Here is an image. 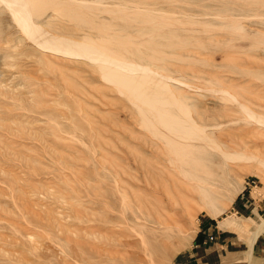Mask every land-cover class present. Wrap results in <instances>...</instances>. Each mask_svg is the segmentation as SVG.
<instances>
[{"label": "rangeland", "instance_id": "rangeland-1", "mask_svg": "<svg viewBox=\"0 0 264 264\" xmlns=\"http://www.w3.org/2000/svg\"><path fill=\"white\" fill-rule=\"evenodd\" d=\"M28 1L38 38L0 0V264H187L211 217L239 234L230 264H264V208L236 211L264 198V0ZM69 41L137 65L195 140L157 137L116 64ZM173 164L183 189L158 203L146 181L171 185Z\"/></svg>", "mask_w": 264, "mask_h": 264}, {"label": "bare ground", "instance_id": "bare-ground-1", "mask_svg": "<svg viewBox=\"0 0 264 264\" xmlns=\"http://www.w3.org/2000/svg\"><path fill=\"white\" fill-rule=\"evenodd\" d=\"M4 1H6L10 6H12V7H14L16 10H17V12H19V14H18V16H19V18L18 19H21L22 21H23V23H24V25H25V29H26V32L31 36V37H39L40 35H43L42 34V29H40L38 26H36L34 23H33V21H32V13H31V3H30V1H28V0H4ZM1 2H3V1H1ZM8 5V6H9ZM40 8V7H39ZM40 10V9H39ZM13 12H14V10H12ZM34 13V12H33ZM13 15H14V13H13ZM16 15V14H15ZM15 17V16H14ZM17 17V16H16ZM16 17H15V19H16ZM16 21L17 22H19L17 19H16ZM21 24V23H20ZM23 26V25H22ZM24 29V30H25ZM57 39V37L56 36H52V35H46L45 37H44V39H40L39 40V42L40 43H42V44H46V45H50V46H54L55 48L57 47V49H58V46H65V44H63V42H67V38L66 39H61L62 41H60V42H58L57 44H56V40ZM105 41V40H104ZM117 41V40H116ZM89 42H87V44H88ZM92 43V42H91ZM94 43V42H93ZM105 43V42H104ZM87 44H83V43H79V42H76V41H69V44H67V46H68V48L70 49V51H69V49L67 50V51H69V52H71V53H73V54H78V55H84V56H90V57H92V58H95L93 55H99V56H97L96 57V60H99L98 58H101L102 57V54H104L103 52H101L99 49L101 48V46H103V45H98V47L96 48V47H93L92 45H87ZM90 44V43H89ZM95 44V43H94ZM105 44H107V43H105ZM57 45V46H56ZM100 47V48H99ZM154 47V46H153ZM61 48V47H60ZM104 48V47H103ZM103 48H101V49H103ZM106 48V47H105ZM63 49H65V48H63ZM61 50V49H60ZM66 50V49H65ZM104 50H106V49H104ZM66 51V52H67ZM68 53V52H67ZM106 54V53H105ZM107 54H109V53H107ZM159 54V53H158ZM149 56V55H148ZM147 56V57H148ZM149 58V57H148ZM102 60H104V61H106V62H108V63H111V62H114L116 65H112L111 64V69H109V70H106L107 68L106 67H104V65H103V67H104V69H105V73H106V75H107V77L108 76H110V77H115V78H113V81L114 82H116V83H120L121 84V86L123 85L125 88H127L128 90V93H130L131 95H132V97L134 98V97H136V100H137V103L140 105H144L143 107L145 108L146 107V109L148 110V111H151V113H153V115H151V116H154L153 118H157L158 119V122H159V124H156L155 126H154V121H153V119L151 118L150 119V117H149V120L147 121V125H148V127L150 128V130L151 131H156L157 132V137H162V136H164L165 135V133H164V130H163V128L165 129V130H168V133L169 132H171V131H174V132H176V135H177V133H179L182 137H183V135H184V133H189L190 132V134H189V136L188 135H186L187 137L185 138V136H184V139H186L187 141L189 140H193L194 138H196L195 136V133H194V135H193V132H194V129L193 128H191V129H188V127H186V128H184V129H182V128H180L179 127V120L178 121H176L175 120V123L176 122H178V123H176V124H174V123H171L170 122V120L169 119H167V117H165V113H163V106H165V105H163V104H165V102L163 101H161V103H163V104H161L159 101V98L158 99H155V97L153 98V97H151V94L149 95V94H147L146 93V89H148V88H150V87H152V88H150V89H152L153 90V87L154 86H151L152 84H147L146 85V80L148 79H146V77H142L141 79H140V81H144L145 82V84L144 83H138L137 81H139V79H137V81H135V79H132V78H134L135 76V74L133 75V73L134 72H136V70H138V68L135 66V65H133L132 63H125L124 62V64H126L127 66L126 67H123V68H121L122 69V71H120V70H118V71H120V72H117L116 73V71H117V67L118 66H120V65H118L115 61H113V60H107L104 56H103V58H101ZM123 60V59H122ZM121 60V61H122ZM117 61V60H116ZM120 60H119V62L118 63H123V62H121ZM99 64V63H98ZM97 64V65H98ZM102 65V64H101ZM109 65V64H108ZM142 65V64H141ZM107 66V65H106ZM110 66V65H109ZM100 68V67H99ZM104 69H103V71H104ZM115 72V73H114ZM131 73H132V75H131ZM114 74H117V75H114ZM123 76V77H122ZM129 77L130 76V79L128 80H126V81H123V80H125V77ZM136 78H138V76L139 75H137L136 74ZM153 76V75H152ZM151 77V76H150ZM156 77V76H155ZM122 78H124V79H122ZM143 79H145V80H143ZM159 81V80H158ZM154 82V81H153ZM165 86V85H164ZM124 89V88H123ZM156 89H159V88H156ZM155 89V90H156ZM164 89V88H163ZM161 90V89H160ZM126 91V90H125ZM127 93V94H128ZM157 93H159V90L157 91ZM130 94H128L129 95V97L131 96ZM156 95V94H155ZM169 95V94H168ZM170 95H171V93H170ZM170 97V96H169ZM177 97V96H176ZM134 100V99H133ZM136 100L134 101V102H136ZM159 100V101H158ZM179 100V99H178ZM177 101V100H176ZM179 102H180V100H179ZM138 104H137V106H138ZM161 104V105H160ZM173 104H174V102H173ZM163 105V106H162ZM176 105V104H175ZM174 105V106H175ZM161 106H162V108H161ZM177 106H179V105H177ZM184 107V106H183ZM138 108H139V106H138ZM172 108V107H171ZM180 108V107H179ZM145 109V110H146ZM166 112V111H165ZM142 115H144V114H142ZM146 115H147V113H146ZM168 115H171L170 114V112L168 113ZM145 116V115H144ZM149 116V115H148ZM170 117V116H169ZM174 117V116H173ZM145 120H147V118L145 119ZM174 121V120H173ZM144 122H146V121H144ZM178 124V125H177ZM157 125H159V126H157ZM150 131V132H151ZM161 132V133H160ZM154 135H155V132H154ZM167 135V134H166ZM170 136V135H169ZM169 136H166V137H169ZM163 138V137H162ZM180 138V137H179ZM178 140V139H177ZM195 140V139H194ZM170 144H175L176 142H175V140L174 139H170ZM178 145H181V146H185L186 148L187 147H189V149H191V147H194V146H196L195 145V143H193V144H183V143H180V144H178ZM189 145H192V146H189ZM188 149V148H187ZM188 156V154L186 153V155H184V154H182L181 153V155H180V157L182 158V159H185V160H188V158L189 157H187ZM193 161V160H192ZM192 164V163H191ZM174 165V167H175V165L176 164H173ZM176 167H178L179 169L177 170V174H174V173H172L171 174V176H172V179H173V177L174 178H176V176L178 175V178H176L177 180H172L171 181V185H167V187H164V186H162V184H160L159 185V183H152V182H150V181H146V183H147V187L149 186V189L151 190V194L152 195H154L155 197H157V202L158 203H162V202H164L165 201V199H167L166 197L168 196V199L170 200V198H169V195H171L172 193H173V191H176V190H179V189H183L182 187H183V184L182 183H184L183 181H182V183L180 182V180H179V177L181 178V175L183 174V168H182V164L180 165H177ZM175 167V168H176ZM174 168V169H175ZM176 170V169H175ZM161 178V177H160ZM192 180L193 181H195V180H197V176L195 177V179L194 178H192ZM117 185H118V183H117ZM164 185V184H163ZM200 191H202V190H200ZM172 192V193H171ZM149 193V194H150ZM182 193V192H181ZM180 193V194H181ZM176 194V193H175ZM148 195V194H147ZM151 201V200H150ZM169 228V227H168ZM104 249V248H103Z\"/></svg>", "mask_w": 264, "mask_h": 264}, {"label": "crops", "instance_id": "crops-1", "mask_svg": "<svg viewBox=\"0 0 264 264\" xmlns=\"http://www.w3.org/2000/svg\"><path fill=\"white\" fill-rule=\"evenodd\" d=\"M249 189V186H246ZM264 198L261 202L252 196L251 190L243 194L237 202V212H251L260 215L263 211ZM236 209V208H235ZM220 220L204 218L198 225L193 238V245L188 255L187 264H230L235 251L232 250L239 239V234L230 228H223Z\"/></svg>", "mask_w": 264, "mask_h": 264}, {"label": "built area", "instance_id": "built-area-1", "mask_svg": "<svg viewBox=\"0 0 264 264\" xmlns=\"http://www.w3.org/2000/svg\"><path fill=\"white\" fill-rule=\"evenodd\" d=\"M252 183L256 184L255 180H253L252 182H250V181L246 182V185L250 187V186H252Z\"/></svg>", "mask_w": 264, "mask_h": 264}]
</instances>
